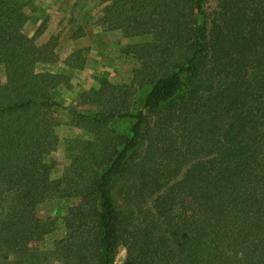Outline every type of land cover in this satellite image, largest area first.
Here are the masks:
<instances>
[{
	"label": "trees",
	"instance_id": "1",
	"mask_svg": "<svg viewBox=\"0 0 264 264\" xmlns=\"http://www.w3.org/2000/svg\"><path fill=\"white\" fill-rule=\"evenodd\" d=\"M96 1L104 29L150 40L123 49L140 64L134 85L81 94L99 107L75 115L91 138L52 179L53 91L69 80L36 70L57 55L16 45L22 4L0 0V264H113L120 246L124 264H264V0H218L209 28L205 0ZM80 54L65 65L82 69ZM136 86H148L139 102ZM58 193L84 199L69 237L22 251L53 231L31 208Z\"/></svg>",
	"mask_w": 264,
	"mask_h": 264
},
{
	"label": "rangeland",
	"instance_id": "2",
	"mask_svg": "<svg viewBox=\"0 0 264 264\" xmlns=\"http://www.w3.org/2000/svg\"><path fill=\"white\" fill-rule=\"evenodd\" d=\"M22 15L26 19L24 27L15 38L18 46H23L33 40V46L38 47L49 43L58 57L56 63L39 64V72H52L68 78L69 85L62 84L53 91V99L59 103L51 116L57 123L55 128L59 144L50 159L55 162L51 172L52 179H60L64 168L69 165V149L73 140L89 139L91 136L76 124L75 115H94L98 106L81 104V94L98 89L102 80L113 85H134L140 72L138 61L125 55L123 49L127 46L143 43L150 37H125L120 31H108L98 24L101 6L96 0H20ZM218 0H205L203 13L208 23L217 8ZM80 52L83 59L82 69H72L64 61L72 54ZM5 79L4 62L0 56V80ZM148 86L138 90L136 86V101L147 92ZM152 121L156 118L151 117ZM130 122L113 123L116 134L127 133ZM146 142L142 141L139 152L144 154ZM186 167L182 168L173 182L180 180ZM80 197H70L63 193L54 194L45 202L31 208L33 218L52 223L51 233L42 236L35 242H24L21 250L24 252L41 251L53 253L59 240L69 237V209L82 204ZM126 253L120 246L113 264H124Z\"/></svg>",
	"mask_w": 264,
	"mask_h": 264
}]
</instances>
